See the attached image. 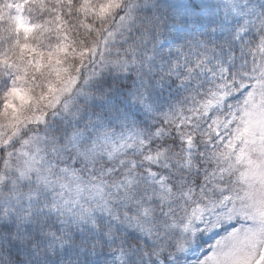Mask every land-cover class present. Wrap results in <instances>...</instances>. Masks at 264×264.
<instances>
[{"label":"snow or ice","instance_id":"obj_1","mask_svg":"<svg viewBox=\"0 0 264 264\" xmlns=\"http://www.w3.org/2000/svg\"><path fill=\"white\" fill-rule=\"evenodd\" d=\"M0 264H264V0H0Z\"/></svg>","mask_w":264,"mask_h":264}]
</instances>
